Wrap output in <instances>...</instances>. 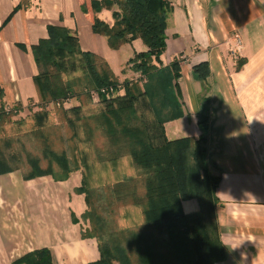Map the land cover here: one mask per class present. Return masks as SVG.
Segmentation results:
<instances>
[{
	"label": "crops",
	"instance_id": "0c3cea01",
	"mask_svg": "<svg viewBox=\"0 0 264 264\" xmlns=\"http://www.w3.org/2000/svg\"><path fill=\"white\" fill-rule=\"evenodd\" d=\"M81 2L0 0V89L5 106L38 101L33 77L41 68L33 46L48 37L49 26L67 28L81 50L101 56L118 78L128 60L146 50L134 45L137 39L109 48L106 37L93 32ZM169 2L166 47L157 64L178 63L173 99L178 112L164 122L165 136L198 137L204 127L208 167L218 176L216 236L222 245L234 237H255V243L245 241L232 253L223 245L224 257L215 264H264V0ZM95 15L113 22L111 10L103 8ZM235 35L241 39L239 51H234ZM125 45L128 51L121 53ZM201 118L206 120L202 125ZM81 179L80 171L64 180L51 175L25 179L18 169L0 172V264H37L31 255L41 249L49 252L52 264L99 261L96 238L82 236L88 227L81 218L87 206L84 194L75 191ZM237 206L246 213L239 220L231 216ZM180 207L188 214L199 210L200 203L189 198ZM130 209L141 216L139 208ZM241 252H246L245 260Z\"/></svg>",
	"mask_w": 264,
	"mask_h": 264
},
{
	"label": "trees",
	"instance_id": "16d2710c",
	"mask_svg": "<svg viewBox=\"0 0 264 264\" xmlns=\"http://www.w3.org/2000/svg\"><path fill=\"white\" fill-rule=\"evenodd\" d=\"M81 8L90 14L93 32L105 36L109 47L143 41L146 50L136 52L128 65L145 80L118 82L101 56L81 50L76 35L49 26L48 37L33 46L41 68L33 79L42 104L33 114L34 132L0 136V172L18 169L25 179L51 175L64 180L80 171L81 186L75 191L84 194L87 208L81 218L88 222L82 236L94 237L99 244L95 264H215L224 257V247L215 232L218 176L208 167L206 131L201 127L198 137L171 140L164 132V122L178 112L173 101L178 63L156 64L166 47L169 0H82ZM103 8L111 10V24L95 15ZM117 84L121 89L116 96L91 94ZM72 89L77 92L72 94ZM2 98L0 89L4 117L10 111H4ZM51 112L56 122L46 121ZM205 122L201 118V125ZM34 139H39L38 149ZM123 161L127 165L117 168L114 179L88 186L95 165L118 166ZM189 198H197L200 208L185 214L180 204ZM130 207L140 209L142 222L132 232L121 227L122 233L116 234L110 216L118 218ZM31 256L37 264H52L46 249Z\"/></svg>",
	"mask_w": 264,
	"mask_h": 264
},
{
	"label": "rangeland",
	"instance_id": "374dc122",
	"mask_svg": "<svg viewBox=\"0 0 264 264\" xmlns=\"http://www.w3.org/2000/svg\"><path fill=\"white\" fill-rule=\"evenodd\" d=\"M140 44L145 46L143 41L140 38H137V41L134 42V45L136 47H138ZM109 48H111V47H109ZM111 49H113V48H111ZM124 51H128L127 45L122 47L121 53H123ZM112 64H113L114 69L118 70L116 67V63L112 62ZM157 66H158V64H157ZM124 67H125L126 71H124L122 73V75L119 76L120 78L117 77L118 82H120V83L123 82V80L125 78H131L133 81L138 78L140 80L139 84H142L144 82V80H145L144 77H140V75L137 72H133V73H136L138 75H134L133 73L129 72L130 66L128 65V63H127V66L125 65ZM127 68H129V70H127ZM117 85L121 86V84H117ZM120 86H119V88H118V86L115 87V91L113 93L114 94L113 96L118 95V93L121 89ZM75 91L77 92V90L72 89V94H74ZM78 97H80V96H77L76 98H78ZM65 102L69 104V101H65ZM72 102H75V100H73ZM15 107H14V105H6L4 107L5 112L6 111L7 112L10 111V112L7 113L6 116L4 115V117L0 116V122L1 121L3 122V127H0V136L1 137L4 134H16V133L20 132L21 134H26V135L29 134L30 135V134H32V132H34V124H36V120H34L33 114H34V112L39 111L42 108V104H39V99L36 103L29 102L25 106L18 104ZM51 117H52V119H51ZM49 119L54 120L56 122L55 115L53 114V112L50 113V115L46 121H48ZM38 143H39V139L33 140L34 149L39 148L40 144H38ZM126 165H127V162H124V161L121 162L118 166L117 165H115V166L107 165V166L103 167L100 165V167H98V165H95L92 168L91 175L88 179V182H87L88 186L94 187L95 185H102L104 182H106V180L114 179L116 176L115 174H116L117 168L123 170L122 167H125ZM128 166H127V168H128ZM113 168L115 169V171ZM124 169H126V168H124ZM20 172H21V170H20ZM130 210H131L130 208L126 209L125 211H123L122 215H119L118 218L115 216L114 217L110 216L109 221H110L111 226L113 224V228H114L113 232H115L116 234H121L122 233V232H120L121 227L126 228V229H124V231H126V232H130V231L132 232L133 229L136 228V227H134V225H137L140 223L139 221L141 220V216H140L139 211L136 214V212L130 211ZM138 216L140 217L139 221H137ZM83 221L85 222L86 225H88L87 221H85V220H83Z\"/></svg>",
	"mask_w": 264,
	"mask_h": 264
},
{
	"label": "clouds",
	"instance_id": "9594fccd",
	"mask_svg": "<svg viewBox=\"0 0 264 264\" xmlns=\"http://www.w3.org/2000/svg\"><path fill=\"white\" fill-rule=\"evenodd\" d=\"M245 215H246L245 211L239 206L235 207L231 212V216L235 220H239ZM245 241L252 243L256 242L254 236L248 235L246 237H234L229 242H223V245L228 249L229 253H232L237 249H239L244 244ZM240 255H241V260H245L247 258L246 252H241Z\"/></svg>",
	"mask_w": 264,
	"mask_h": 264
},
{
	"label": "built area",
	"instance_id": "2783aa9c",
	"mask_svg": "<svg viewBox=\"0 0 264 264\" xmlns=\"http://www.w3.org/2000/svg\"><path fill=\"white\" fill-rule=\"evenodd\" d=\"M234 41H235V50L234 51H239V48L241 47V39L238 35L234 36ZM118 88L120 85H117ZM116 86V87H117ZM115 91V87L114 86H102L100 87L98 90L96 91H92L91 94L93 95V97H96L97 95H101V94H106V95H112ZM65 101H68V99H66ZM59 102H56V105L59 106ZM51 104L47 103L46 107H50Z\"/></svg>",
	"mask_w": 264,
	"mask_h": 264
}]
</instances>
